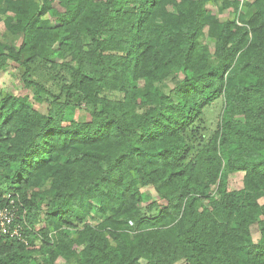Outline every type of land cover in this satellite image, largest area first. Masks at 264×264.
Segmentation results:
<instances>
[{
    "label": "trees",
    "instance_id": "obj_1",
    "mask_svg": "<svg viewBox=\"0 0 264 264\" xmlns=\"http://www.w3.org/2000/svg\"><path fill=\"white\" fill-rule=\"evenodd\" d=\"M0 23L43 105L0 90V264H264V0H0Z\"/></svg>",
    "mask_w": 264,
    "mask_h": 264
},
{
    "label": "rangeland",
    "instance_id": "obj_2",
    "mask_svg": "<svg viewBox=\"0 0 264 264\" xmlns=\"http://www.w3.org/2000/svg\"><path fill=\"white\" fill-rule=\"evenodd\" d=\"M207 7L216 11V7L213 6L211 3L206 4ZM4 26L0 23V35L3 34ZM20 35H15L11 38L7 37L5 40L9 43L18 44L20 42ZM69 57L66 56L64 61H68ZM53 61H57V64H61V60L53 59ZM63 61V60H62ZM32 77L35 81L42 83L47 88L51 89L54 93L58 92V88L55 86L57 85V81L60 83V79L55 80V77L59 74L67 76V70L63 66H58L56 69L50 70L47 66L41 63H33L32 64ZM21 67L17 64L9 61L6 67H4L0 71V90L3 92H9L15 95H27L30 99V102L36 109H41L43 105L39 104L35 98L33 91H28L22 84L20 79ZM171 86V83L169 84ZM222 108V100L218 99L213 102L209 107H207L204 111V119L205 125L208 129H213L218 115ZM86 113L84 108L77 109L75 112V119L78 121H83L86 118ZM242 176L243 172H234L229 175L228 177V188L229 189H239L242 187ZM142 191L146 195L147 199L154 200L156 199V194L154 189L151 186L143 187ZM99 216H93L91 219H88L91 223L95 224L100 221ZM252 238L256 241L259 237V232L256 224L251 225L250 227ZM58 264H64V261L59 260ZM183 264V263H178Z\"/></svg>",
    "mask_w": 264,
    "mask_h": 264
},
{
    "label": "built area",
    "instance_id": "obj_3",
    "mask_svg": "<svg viewBox=\"0 0 264 264\" xmlns=\"http://www.w3.org/2000/svg\"><path fill=\"white\" fill-rule=\"evenodd\" d=\"M15 210L13 205H7L0 210V237L9 236L20 239L21 225L14 224Z\"/></svg>",
    "mask_w": 264,
    "mask_h": 264
}]
</instances>
